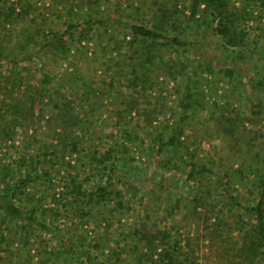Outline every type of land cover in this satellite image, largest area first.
Segmentation results:
<instances>
[{
	"label": "rangeland",
	"instance_id": "374dc122",
	"mask_svg": "<svg viewBox=\"0 0 264 264\" xmlns=\"http://www.w3.org/2000/svg\"><path fill=\"white\" fill-rule=\"evenodd\" d=\"M163 2H168L166 7ZM12 6L16 7L13 20L0 23V59L19 61L0 70V98L14 101L27 82L56 90L62 83L74 91L91 83L95 94L77 106L89 120L81 132L79 151L67 152L60 162L51 154L56 142L51 138L54 126L46 122L49 107H44L45 117L36 105L33 120L11 123V113L0 103V113H5V119L0 118V193L15 187L16 204L47 224L43 228L0 212V264H89L88 257L138 264L143 243L135 232L144 221L171 231L168 242L179 240L176 256L183 264H235L229 262L234 259L230 247L242 240V233L233 229L210 237L202 230L187 195L197 185L186 172L196 162L211 182L218 180L223 188L233 185L244 205L259 199V176L264 174V93L252 84L264 80V0L230 2L237 14L227 23L250 31V39L258 38L251 50L244 49L243 59L238 48H223L220 36L208 31L205 47L191 44L184 54L166 42L143 63V43L138 40L130 46L132 23L160 22L166 34L181 33L189 17L208 16L209 5L203 0H0V13ZM91 17L105 22L66 34L70 52L43 47L49 32ZM134 98L142 110L158 111L152 123L145 115L120 112ZM228 110L232 115L233 110L240 111L246 120L239 142L221 119ZM183 114L186 133L172 144V128ZM8 128L9 134L3 131ZM163 142L168 145L158 154ZM96 144L101 149L116 147L115 169L90 160ZM157 154L172 158L174 164L180 158L183 171L155 159ZM71 175L87 190L98 185L120 190L125 207L114 209L118 200L114 193L100 205L72 198L65 187ZM25 177L24 187L19 183ZM221 198L216 191L208 198L217 203L216 213L229 221L242 217L247 227L254 222L250 213L238 212ZM62 222L60 234L57 226ZM2 235L6 236L3 242ZM188 235L193 238L191 251L186 247ZM256 264H264V254Z\"/></svg>",
	"mask_w": 264,
	"mask_h": 264
},
{
	"label": "trees",
	"instance_id": "16d2710c",
	"mask_svg": "<svg viewBox=\"0 0 264 264\" xmlns=\"http://www.w3.org/2000/svg\"><path fill=\"white\" fill-rule=\"evenodd\" d=\"M90 1V0H89ZM97 1V0H96ZM209 7L210 12L207 15L204 14V18L194 19L189 17L190 21L187 25L183 26L181 33H174L171 35L166 34L165 26L160 22L154 23L152 26L146 25L143 22H135L130 25V30L133 36V40L130 42L132 46L136 41H141V63L144 59L149 58L150 53L156 54L157 48L164 43H171L174 46L180 47L182 52L186 54L188 52L187 47L191 44L201 45L205 47L207 44L204 39L208 31L220 36L221 45L223 48L231 47L238 48L240 50L239 59L244 58V49L251 50L258 42L256 36L251 38L250 31L244 28H238L236 26L229 25L230 17L236 16L237 12L231 10L229 5L231 0H203ZM21 2V0H19ZM168 2H163V6L166 7ZM16 7L12 6L10 11H2L0 13V23H9L13 20V13ZM20 14V12H18ZM206 16V17H205ZM2 19V20H1ZM210 19V20H209ZM105 20L99 18H88L85 20H77L74 22H68L67 27L64 30H57L48 33L45 49L58 50L62 54L70 52L72 50L71 42L66 38V34L72 33L77 28L91 29L96 25L104 24ZM173 28H177L175 24L168 22ZM175 26V27H174ZM202 28L201 32H198ZM197 30V32H196ZM185 33L191 36L185 35ZM185 35V36H184ZM132 50L137 53L139 49L131 47ZM244 53V54H243ZM19 61V58L12 59H0V70L12 68L15 63ZM136 69V68H135ZM252 87H259L264 93V80H261L259 84L253 83ZM95 94L94 87L90 84H84L81 89L73 90L72 88L63 85L61 83L60 89L48 88L44 84L35 85L31 82H27L24 87L23 93L16 97L14 101L7 103L5 98H0L3 108L7 107L6 112L11 113V123H20L21 121L33 120L36 113V105H39L41 117L44 112V107H49L50 116L46 119L48 125H53V134L51 138L56 144L53 146V152L57 161H65V154L67 152L79 151V140L83 137L81 132L86 128V124L89 121L87 119L86 112H79L77 106L80 105L83 100L87 102L91 96ZM192 101V99H191ZM140 102L138 98L131 99L126 102L125 107L120 110L125 115H131L133 112L139 115H145L148 123H152L157 117L158 111L153 109L140 108ZM155 107V106H154ZM164 110L160 108L159 112ZM234 115L228 110L226 114L221 116V119L230 126L232 134L236 142L241 140L243 131L245 130V118L238 110H233ZM5 113H0V118L5 119ZM45 115V114H44ZM186 119L187 115L183 114L181 121L172 128L170 141L174 144L181 136L186 133ZM52 123V124H51ZM9 134V128L3 130ZM161 142V141H160ZM168 143L163 142L158 145V154H160ZM185 148L187 146L185 145ZM167 152V151H166ZM179 152V150H178ZM163 153V152H161ZM169 153V152H167ZM159 158V161H165L164 163H172L177 170H182L184 164H181L180 158L172 162V158L166 160L164 157ZM90 160L97 165L107 167L111 164V170L116 168L114 165L117 159V149L115 146H109L104 149L96 147L90 152ZM156 167V162H154ZM115 167V168H114ZM191 169L186 172L187 179L197 185V188L188 189V197L193 208V213L198 215L197 221L202 223V230L205 229L210 237H214L217 233L221 235L222 232L230 233L233 229H238L242 233V240L236 241L234 246L230 249L234 250L230 263L235 264H256L258 258L264 254V174L259 176L260 182V195L256 204L244 205L239 193L234 192L236 189L233 185L221 187L218 180L212 181L206 178L204 173L201 174V169L196 162L190 163ZM175 170V171H177ZM178 172V171H177ZM28 183V177L20 180L22 186H26ZM215 184V185H214ZM18 184L16 183L15 186ZM66 194L74 199L82 198L86 203L93 205H100L104 200L110 199L114 193L118 200L114 209H120L125 207V203L122 199L120 190L110 189V186L98 185L96 190H87L83 184L78 181L76 176L71 175L65 185ZM17 188V187H16ZM216 191L222 198V201L227 202L235 210L240 213H250L254 217V222L247 227L248 222L242 217L239 220L229 221L227 217L222 216L221 212L216 213L217 203L209 202L208 198L212 195V192ZM16 190L8 188L3 193H0V212L4 213L9 219L22 220L29 222H35L43 228H47V224L41 222L34 216V212L26 214L21 206H18L15 202ZM83 206V205H81ZM203 208L202 210H198ZM220 211V210H219ZM81 212H84L81 207ZM104 218L107 216L101 213ZM214 218V220H212ZM64 222L57 228L60 234L63 231ZM140 236V241L143 243V248L140 251V258L138 264H183V260H178L176 256V250L178 249L179 240L176 238L172 242H168L172 237V233L169 230L160 228L155 222L149 224L148 221L141 222L135 232ZM63 234V233H62ZM196 238L199 236L197 234ZM6 240V236L2 235V242ZM193 238L189 235L186 237V247L189 250H193L192 245ZM1 242V243H2ZM99 245V244H98ZM89 264H112L108 260H100L97 257H88ZM238 261V262H237Z\"/></svg>",
	"mask_w": 264,
	"mask_h": 264
}]
</instances>
